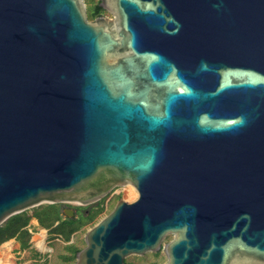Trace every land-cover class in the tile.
<instances>
[{
    "label": "water",
    "instance_id": "1",
    "mask_svg": "<svg viewBox=\"0 0 264 264\" xmlns=\"http://www.w3.org/2000/svg\"><path fill=\"white\" fill-rule=\"evenodd\" d=\"M99 6L0 0V226L130 185L73 264H264V0Z\"/></svg>",
    "mask_w": 264,
    "mask_h": 264
},
{
    "label": "trees",
    "instance_id": "2",
    "mask_svg": "<svg viewBox=\"0 0 264 264\" xmlns=\"http://www.w3.org/2000/svg\"><path fill=\"white\" fill-rule=\"evenodd\" d=\"M86 5L87 18L91 21L102 16L105 12L99 6V0H84ZM120 196H117L119 199ZM88 205L79 206L75 209V214L68 217L63 213V204H43L32 208L33 213L28 215L27 211L9 217L0 226V244L10 239H14L19 244V250L24 251L31 247V237L33 230L30 221L35 219L39 228L47 230L50 240L59 239L66 243L64 252L58 257L63 263H70L75 260V254L80 250L74 243L70 242L73 234L86 229L95 222L106 211L104 201ZM33 262L31 264H47L42 262V255L31 249ZM156 264V263H152Z\"/></svg>",
    "mask_w": 264,
    "mask_h": 264
},
{
    "label": "rangeland",
    "instance_id": "3",
    "mask_svg": "<svg viewBox=\"0 0 264 264\" xmlns=\"http://www.w3.org/2000/svg\"><path fill=\"white\" fill-rule=\"evenodd\" d=\"M105 16L111 18L109 14H105ZM129 187L132 188L136 192V190L130 185L117 187V189L115 190V196L113 197V200H112L113 206L118 200L117 196H120V198H122L126 202H132L137 198V192H136V196L132 199H129V197L127 196V190L129 189ZM71 205H76V204H71ZM33 210L34 209L27 210V213L29 216L32 215ZM110 211H111L110 207L106 208V211L104 212V214L101 215V217L95 222V224ZM30 226H31V229L33 230L30 249L20 251L18 249L19 244L15 242L14 239H10L0 244V253L5 252L9 256L8 257V259H10L9 262L11 261L12 264H31L33 262V256L31 253V249H33L34 251L42 255L41 257L42 262L46 260L47 264H73V262L63 263L58 257L60 254L64 252V246L66 245V243H64L63 241L59 239L50 240L49 236L47 235V232H45L44 229L39 228L35 220H32ZM92 226H89L86 229L73 234L70 242L74 243L80 249L84 247V242H83L84 234ZM42 231H43V241H44L45 248L39 249V247L36 245V240L34 239H35V236L39 235ZM171 238H172L171 236H167L164 242L171 240ZM126 261L129 264H152V263L165 264L166 262L165 257L162 252H158L156 254L146 253L142 256L132 255V256L127 257Z\"/></svg>",
    "mask_w": 264,
    "mask_h": 264
},
{
    "label": "bare ground",
    "instance_id": "4",
    "mask_svg": "<svg viewBox=\"0 0 264 264\" xmlns=\"http://www.w3.org/2000/svg\"><path fill=\"white\" fill-rule=\"evenodd\" d=\"M127 196L129 197V199H132L136 196V192L132 188L129 187V189L127 190ZM34 240H36V245L39 247V249L45 248L44 241H43V231L39 235L35 236ZM8 257L9 256L5 252L0 253V264H12L11 261L9 262L10 259H8Z\"/></svg>",
    "mask_w": 264,
    "mask_h": 264
},
{
    "label": "flooded vegetation",
    "instance_id": "5",
    "mask_svg": "<svg viewBox=\"0 0 264 264\" xmlns=\"http://www.w3.org/2000/svg\"><path fill=\"white\" fill-rule=\"evenodd\" d=\"M105 12V11H104ZM105 14H107V12H105L102 16H105ZM117 188H114L110 193H109V195H107V197H105L106 199H105V201H104V205H105V208H108V207H110L111 209L113 208V204H112V200H113V197L115 196V190H116ZM117 202V201H116ZM115 205V204H114ZM80 205H71V204H69V205H63V213H64V210L66 209V208H69V209H72L73 210V215L75 214V209L77 208V207H79ZM65 215V214H64ZM47 231V230H46ZM47 235H48V232H47ZM125 263L126 264H129L126 260H125Z\"/></svg>",
    "mask_w": 264,
    "mask_h": 264
},
{
    "label": "crops",
    "instance_id": "6",
    "mask_svg": "<svg viewBox=\"0 0 264 264\" xmlns=\"http://www.w3.org/2000/svg\"><path fill=\"white\" fill-rule=\"evenodd\" d=\"M32 220H35V219H32ZM32 220L30 221V224H31ZM35 222H36V220H35ZM36 224H37V222H36ZM18 249H19V248H18Z\"/></svg>",
    "mask_w": 264,
    "mask_h": 264
}]
</instances>
